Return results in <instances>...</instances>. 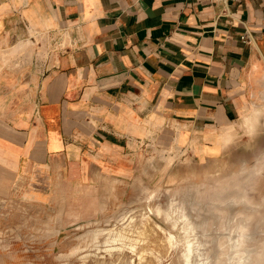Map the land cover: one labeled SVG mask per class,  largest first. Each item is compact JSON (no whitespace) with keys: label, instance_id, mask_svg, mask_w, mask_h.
Instances as JSON below:
<instances>
[{"label":"crops","instance_id":"0c3cea01","mask_svg":"<svg viewBox=\"0 0 264 264\" xmlns=\"http://www.w3.org/2000/svg\"><path fill=\"white\" fill-rule=\"evenodd\" d=\"M262 111L264 0H0L2 200L91 220Z\"/></svg>","mask_w":264,"mask_h":264},{"label":"rangeland","instance_id":"374dc122","mask_svg":"<svg viewBox=\"0 0 264 264\" xmlns=\"http://www.w3.org/2000/svg\"><path fill=\"white\" fill-rule=\"evenodd\" d=\"M250 120L203 160L145 148L149 166L131 190L85 222L62 207L0 199V264H184L187 241L190 264H264V111ZM175 207L192 232L183 233Z\"/></svg>","mask_w":264,"mask_h":264},{"label":"bare ground","instance_id":"6f19581e","mask_svg":"<svg viewBox=\"0 0 264 264\" xmlns=\"http://www.w3.org/2000/svg\"><path fill=\"white\" fill-rule=\"evenodd\" d=\"M155 192V191H154ZM170 203V207H172V201H170L169 202ZM165 205V204H164ZM169 206V205H168ZM170 207H168V209H166V210H164L163 211V214H164V216L167 218V219H171V216H172V214L171 213H173V212H171L170 210H169V208ZM175 209H177L178 211H179V213H177V214H179V221H181V223L183 224V226H182V230L184 231L183 233H185V235H186V233L187 232H192L193 231V227H192V225L188 222V219H187V217L183 214V212L179 209V208H177V207H175ZM175 209H173V210H175ZM176 211V210H175ZM177 211V212H178ZM156 212H158V213H162V210H161V208L160 207H156ZM174 213H176V212H174ZM172 223L175 225L176 224V222H177V220L176 219H172ZM172 226V225H171ZM175 229V228H174ZM182 232V231H181ZM88 234H89V232L87 233V234H85L87 237H88ZM172 234V233H171ZM169 235V237H168V242H169V245H172L173 246V244L175 245V243H173V240H174V236L173 235ZM183 235V237H184V234H182ZM116 237V236H115ZM182 237V236H181ZM177 238V237H176ZM185 238H187L186 236H185ZM191 238V237H190ZM120 239V238H119ZM136 239V238H135ZM129 240V239H128ZM177 240V239H176ZM136 241V240H135ZM175 242V241H174ZM178 242V241H177ZM185 242V241H184ZM193 242V241H192ZM135 243V242H134ZM161 243V242H160ZM185 244V246H184V250L183 251H181V256H182V258L184 259V264H190V254H191V252H192V244L189 242V241H187L186 243H184ZM126 246V245H125ZM176 246V245H175ZM5 249V248H4ZM171 249V248H170ZM75 251H76V249H74ZM9 251V250H8ZM68 257H69V255H67ZM244 256V255H243ZM64 257V256H63ZM66 257V256H65ZM11 258V257H10ZM201 258V257H200ZM244 257H242V259H243ZM171 259V258H170ZM245 259V258H244ZM243 259V260H244ZM203 262V261H202ZM245 262V261H244ZM180 264V263H179ZM199 264H202V263H199Z\"/></svg>","mask_w":264,"mask_h":264},{"label":"built area","instance_id":"2783aa9c","mask_svg":"<svg viewBox=\"0 0 264 264\" xmlns=\"http://www.w3.org/2000/svg\"><path fill=\"white\" fill-rule=\"evenodd\" d=\"M241 38H242L243 41H246L247 36L243 35Z\"/></svg>","mask_w":264,"mask_h":264}]
</instances>
